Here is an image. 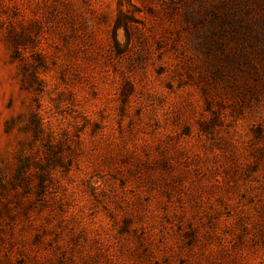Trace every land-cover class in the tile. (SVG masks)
<instances>
[{"label": "rangeland", "instance_id": "obj_1", "mask_svg": "<svg viewBox=\"0 0 264 264\" xmlns=\"http://www.w3.org/2000/svg\"><path fill=\"white\" fill-rule=\"evenodd\" d=\"M0 264H264V0H0Z\"/></svg>", "mask_w": 264, "mask_h": 264}]
</instances>
